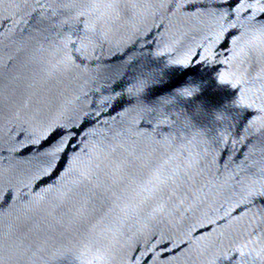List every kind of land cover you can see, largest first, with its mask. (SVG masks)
I'll return each mask as SVG.
<instances>
[{
    "label": "water",
    "instance_id": "95a60500",
    "mask_svg": "<svg viewBox=\"0 0 264 264\" xmlns=\"http://www.w3.org/2000/svg\"><path fill=\"white\" fill-rule=\"evenodd\" d=\"M0 264H264V0H0Z\"/></svg>",
    "mask_w": 264,
    "mask_h": 264
}]
</instances>
